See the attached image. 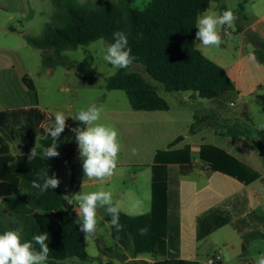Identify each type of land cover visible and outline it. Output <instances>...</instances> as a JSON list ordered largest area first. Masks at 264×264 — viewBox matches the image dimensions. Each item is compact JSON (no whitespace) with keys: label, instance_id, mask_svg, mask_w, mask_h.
Instances as JSON below:
<instances>
[{"label":"trees","instance_id":"1","mask_svg":"<svg viewBox=\"0 0 264 264\" xmlns=\"http://www.w3.org/2000/svg\"><path fill=\"white\" fill-rule=\"evenodd\" d=\"M50 1L55 8L52 23L46 25L41 37H25L32 48L59 56L97 40L112 43L113 33L122 31L136 58L132 64L141 66L163 92L195 93L221 111H228L232 100L236 101L234 85L224 70L194 47L196 18L216 0H149L142 10L132 6L133 0L102 2L95 6L75 0ZM224 10L220 8L221 12ZM249 40L257 62L264 64V41L254 33H249ZM49 61L44 57L43 66L47 67ZM128 69L117 70L108 77L105 89L123 91L134 111L168 110L167 102L158 94L159 88ZM21 82L35 94L31 80L23 76ZM54 119L49 112L37 107L0 111V233L20 229L25 240L48 234L47 264L84 263L88 261L84 235L75 223L78 218L64 196L61 181L58 188L42 195L31 186L40 169L48 168L49 175L55 174L59 179L60 167L70 162L77 150L75 133L70 129L83 125L68 118L67 127L57 141L60 155L48 160L41 158L43 149L52 143L44 126L49 127ZM201 127H211L219 136L250 140L261 154L264 165V129L254 130L251 125L231 122L214 112L197 110L188 132L195 134ZM180 140L177 138L170 147ZM10 143L15 144V155L10 151ZM35 146L40 155L29 161L30 151ZM199 160L211 170L245 185L258 178L238 160L213 146H202ZM192 168L187 146L181 150L156 152L151 166L150 211L137 216L120 212L123 229L117 232L110 227L115 244L131 254L132 259L125 264H200L183 260L179 254L178 177L188 174ZM105 217L109 222L111 217L107 212ZM227 224H231L244 243L264 238V229L260 227L264 226V217L250 213L246 218L233 220L229 211L212 208L197 220V239ZM144 227H148V233L142 236L139 229ZM36 247L39 249V245ZM144 255L149 256L151 262L136 259Z\"/></svg>","mask_w":264,"mask_h":264},{"label":"crops","instance_id":"2","mask_svg":"<svg viewBox=\"0 0 264 264\" xmlns=\"http://www.w3.org/2000/svg\"><path fill=\"white\" fill-rule=\"evenodd\" d=\"M22 1L17 0L20 4L19 10H21ZM8 2L9 0H0V9L10 12V9L6 7ZM221 7L225 10L231 9L237 16L236 28L232 33V39L224 36L222 31L221 36L224 43L219 48L198 46L199 41L196 39H194V47L200 54L221 67L232 81L236 94L237 108L232 111H221L210 102H208L209 105L207 107H203L197 94L182 92V96L176 97V103L179 106L188 107V111L182 110V108L172 110L171 104L168 103L169 108L166 111H134L131 107L130 111L125 110L124 112L102 111L101 122L118 130L119 140L122 145V150L118 157L120 160L116 169H136L133 172L131 187L126 186V181H120L119 187L111 186L113 175L104 183L95 179L83 181L82 175L78 171V169L83 168V160L80 157L78 147L72 160L65 162L60 167L58 174L61 184L70 187L67 200L73 206V212L77 218L76 208H78V202L74 195L83 191L84 188H94L95 186H102L113 193L114 203H118L120 212L130 216H137L132 212L141 208L148 213L151 209V166L156 152L168 149L181 150L186 146L189 147L193 168L188 174L178 177L179 254L183 260L198 262L201 260L193 259L194 257L188 252L189 240L194 237L196 244L204 241L214 232L231 225H224L198 240L197 220L205 212L212 208H220L221 210L229 211L233 220L246 218L250 213L264 217V165L261 154L257 151L254 144L244 137L233 139L219 136L211 127H201L195 134H189L188 132L190 125L193 123V114L197 110L209 109L215 110L220 114L221 118L231 122L251 125L254 130L258 131L264 129H256L254 113L251 112L255 107L261 109L264 104V64H259L256 58L255 60L251 59L255 55L253 45L249 40V33H254L264 41V0H216L210 2L207 9L221 12ZM11 17L10 15L8 19H11ZM22 19L23 16L20 15L19 20ZM1 30L4 31L3 29ZM7 30H9L8 34L15 33V31H10V29ZM229 31L231 30L229 29ZM193 94H195V99L191 97ZM30 107L40 109L38 105L32 104L2 105L0 111L17 108L27 109ZM50 114L55 117L54 114ZM66 116L72 118L70 115ZM47 128V126H44L45 130ZM46 133L48 134L47 130ZM179 137L181 140L170 147ZM141 140L144 141L140 142ZM205 145L216 147L229 154L257 174L258 178L252 183L245 185L232 177L211 170L207 164L199 160V151ZM9 146L11 153L15 155V144L10 143ZM133 149L136 150L135 153H133ZM138 152H146L145 156L147 159L145 161H140V159L124 161L127 155L132 156L134 159L137 158ZM139 174L142 178L141 183L137 180ZM97 216L100 223L108 230V234L111 236L110 227L105 217L106 209H98ZM260 227L264 229L263 225H260ZM186 239L188 240L186 241ZM91 240L96 246L98 245V235H95ZM240 241L242 242L237 264H255L254 258L264 254V238L253 239L248 243H244L241 238ZM116 247V251L111 254L99 249L98 254L92 257L91 260H114V264H116V261L119 260L115 257L116 252L119 253L123 250L118 245ZM140 257L142 256L136 259L139 260ZM131 259L130 257L123 260V263ZM222 262L223 259L221 258Z\"/></svg>","mask_w":264,"mask_h":264},{"label":"rangeland","instance_id":"3","mask_svg":"<svg viewBox=\"0 0 264 264\" xmlns=\"http://www.w3.org/2000/svg\"><path fill=\"white\" fill-rule=\"evenodd\" d=\"M75 1L95 6L102 2L116 3L118 0ZM148 1L133 0L132 6L142 10ZM22 2L21 10H19L20 4L17 0H9L7 3L6 7L10 9V12L0 9V107L2 105L36 104L40 109L54 115L57 111H60L72 117L81 108H86L92 103L102 107V111H130L128 98L123 91H107L105 89L106 79L117 71L103 60L101 49L106 43L103 40H97L88 46L64 51L59 56H53L48 50L32 48L27 44L25 37H41L46 25L52 23V15L55 8L50 0H23ZM10 15L12 17L8 19ZM20 15L23 16L22 20H19ZM7 29L15 31V33L8 34L9 30ZM44 57L50 59V64L47 67L43 66L42 63ZM128 71L140 74L147 82L159 88V96L165 99L168 104H171L172 110L181 108L182 110H189L188 107H182L176 103V97L182 96V93L168 94L163 92L159 84L152 81L141 66L131 64ZM21 76H26L31 80L35 88V94L29 92L21 83ZM199 102H201V106L207 107L210 101L199 99ZM236 103V101L232 100L233 107H228V110L232 111L237 108L236 106L238 105ZM207 111L209 113L214 112L218 117H221L215 110L209 109ZM251 112L254 113L256 129H263L264 104L261 109L255 107ZM48 128L46 129L47 132ZM142 141L144 140L140 142ZM145 155L146 152H138L135 159L127 155L124 161L139 159L140 161H145L147 159ZM135 170L131 168L115 169L113 180L110 183L111 186L119 187L120 181H126V186L131 187ZM78 171H80L83 181L91 180L85 176L83 168L78 169ZM76 175L78 174L76 173ZM138 178L137 180L141 183L140 174ZM101 188L103 187L95 186L94 188H84L83 191H98ZM103 189L106 190V188ZM132 213L142 215L147 212L140 208ZM96 235L99 237L97 246L91 239L86 241V253L89 260L84 263L67 261V264H114V260H91L92 257L98 254L99 249L111 254L117 248V245L108 234V230L101 223H99ZM195 242L194 237L189 240L188 252L194 257L193 259L201 260L199 261L200 264H203L208 258L217 255L223 259L222 264H237L238 262L242 241H240L239 235L233 230L231 225L214 232L204 241L196 244ZM115 257L119 259L116 264H125L123 263L124 258H130L131 254L128 251L121 250L119 253L116 252ZM140 259L151 262L149 256H142Z\"/></svg>","mask_w":264,"mask_h":264},{"label":"clouds","instance_id":"4","mask_svg":"<svg viewBox=\"0 0 264 264\" xmlns=\"http://www.w3.org/2000/svg\"><path fill=\"white\" fill-rule=\"evenodd\" d=\"M237 16L231 9L223 12L205 10L201 12L195 21V39L199 41L198 46L219 48L224 40L221 32L228 39H232V33L236 28ZM229 29L231 31H229ZM103 60L115 70L126 69L136 59L128 47L127 35L122 31L113 33V42L106 44L101 49ZM255 60V57H251ZM102 107L92 103L86 108H81L72 117L83 127H73L71 132L75 133V142L83 160V172L89 179H95L101 183L106 182L113 174L118 165L119 153L122 145L119 140L118 130L113 126L101 122ZM68 117L60 111L55 113L54 122L48 128V135L52 143L43 149V159H50L60 155L58 149V138L67 127ZM135 153V149L132 150ZM36 146L29 154V161L37 158ZM60 180L55 174L49 175V170L40 169L36 173V179L31 183L32 188L38 189L42 195L49 189H56ZM78 202L76 208L79 231L83 233L84 240L94 238L99 227L97 211L105 208L111 217L108 226L115 228L117 232L123 229L120 223V207L114 203L113 193L101 188L98 191H80L74 195ZM140 235L148 233V227L139 229ZM48 234H39L31 240L23 239L20 229L5 230L0 233V264H47L50 249L48 247ZM36 245H39L37 249ZM255 264H264V254L254 258ZM57 264H67V261H58Z\"/></svg>","mask_w":264,"mask_h":264},{"label":"built area","instance_id":"5","mask_svg":"<svg viewBox=\"0 0 264 264\" xmlns=\"http://www.w3.org/2000/svg\"><path fill=\"white\" fill-rule=\"evenodd\" d=\"M61 188H62V191L64 193V196L67 198V196L70 192V187L67 185L61 184ZM218 261H221V258L219 255L208 258L203 264H214Z\"/></svg>","mask_w":264,"mask_h":264},{"label":"water","instance_id":"6","mask_svg":"<svg viewBox=\"0 0 264 264\" xmlns=\"http://www.w3.org/2000/svg\"><path fill=\"white\" fill-rule=\"evenodd\" d=\"M191 97H192L193 99H195V94H193Z\"/></svg>","mask_w":264,"mask_h":264}]
</instances>
